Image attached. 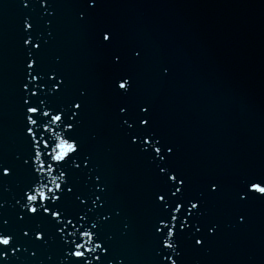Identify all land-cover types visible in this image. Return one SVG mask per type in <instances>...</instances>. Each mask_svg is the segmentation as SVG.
Listing matches in <instances>:
<instances>
[{"label":"water","instance_id":"obj_1","mask_svg":"<svg viewBox=\"0 0 264 264\" xmlns=\"http://www.w3.org/2000/svg\"><path fill=\"white\" fill-rule=\"evenodd\" d=\"M51 2L56 12L47 18L52 20L51 38L41 23L49 39L43 61L67 75L68 95L88 89L81 140L109 186L106 199L124 210L107 228L114 240L106 261L158 264L150 229L152 192L158 184L154 166L129 145L117 114L119 104L144 102L152 106L156 130L175 146L173 163L192 178L193 191L209 174L228 188L204 209L203 220L218 222L219 232L203 249L185 239L179 264H264V200L240 207L230 194L240 175L264 171V0H102L86 24L77 21L83 0ZM28 15L43 16L37 0L28 9L21 0H0V158H12L23 148L21 97L26 95L28 49L22 43V23ZM101 26L113 30L114 44L121 49L143 50L132 97L113 93L117 69L97 45ZM161 66L170 67L171 75L162 77ZM24 179L18 174L0 187V199L6 202L3 217L18 235L22 225L15 200ZM73 179L88 191L87 176ZM241 213L247 217L243 224L237 222ZM129 222L132 228L126 230ZM25 247L28 251L21 250L8 264H60L63 259L55 238L44 247L27 242Z\"/></svg>","mask_w":264,"mask_h":264},{"label":"snow or ice","instance_id":"obj_2","mask_svg":"<svg viewBox=\"0 0 264 264\" xmlns=\"http://www.w3.org/2000/svg\"><path fill=\"white\" fill-rule=\"evenodd\" d=\"M37 2L43 16L28 15L22 23L25 33L22 43L28 49L26 82L22 86L26 95L21 97L23 148L12 158H0V187L18 174L25 178L15 200L19 206L17 220L22 227L19 235L10 230L11 221L3 217L6 202L0 199V262L8 264L21 250L27 252L25 242L40 248L50 238H55L64 253L60 264H125L124 259L106 261L113 255L114 240L107 228L122 217L124 210L112 206L106 199L109 186L99 169L93 166V154L85 149L81 140L88 89L81 87L75 94L68 95L71 82L67 75L44 63L49 39H45L41 23H46L47 36L51 38L52 20L47 18L54 17L56 12L51 0ZM21 4L28 9L32 0H21ZM101 6L102 0H83L77 21L86 24L90 14ZM115 40L111 28L97 29V45L108 53V59L117 69L112 80L113 93L129 98L134 94L135 68L143 60V50L121 49L114 44ZM160 75H171V68L161 66ZM151 112L152 106L144 102L134 106L117 105L120 127L129 145L148 157L158 181L152 192L155 214L150 224L156 244L155 257L158 264H179L185 239L191 240L194 248L203 249L219 232L218 222L203 220L204 209L228 188L220 177L209 174L200 178L199 189L193 191L192 178L173 163L175 146L156 130ZM76 176H87V192L74 181ZM230 194L240 207L249 201L264 200V171L240 175ZM246 220L243 213L237 217L238 223ZM124 228L131 230L132 224L125 223ZM124 234L127 235V231ZM31 255L36 257L37 252Z\"/></svg>","mask_w":264,"mask_h":264}]
</instances>
